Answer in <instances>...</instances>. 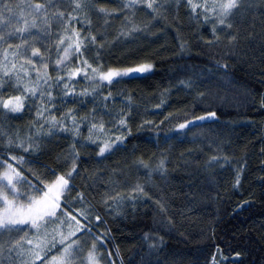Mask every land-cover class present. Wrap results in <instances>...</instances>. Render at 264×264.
<instances>
[{"label": "snow or ice", "instance_id": "obj_1", "mask_svg": "<svg viewBox=\"0 0 264 264\" xmlns=\"http://www.w3.org/2000/svg\"><path fill=\"white\" fill-rule=\"evenodd\" d=\"M254 7L252 0H120L114 4L112 0H0V264H115L120 251L110 246L112 230L107 218L127 216L128 206L135 214L142 197L155 200L163 217L161 228L169 233L178 230L166 202L146 189L154 174L166 181L167 159L163 155L158 160L145 159L143 154L136 157L134 183L116 178L118 171L124 175L123 169L113 168L105 178L99 166L117 152L128 151L134 123L137 131L152 130L175 119V134L164 137V143L177 137L183 143L189 135V142L196 143L206 125L218 122L219 109L199 107L205 92L198 91L199 84L191 78L182 79L179 84L189 94L196 92L192 108L186 104L183 110L177 109L175 117L168 112L158 122L141 119L136 123L132 96L126 97V104L121 102L119 111L110 110L109 104L115 103L111 88L125 78L151 73L155 65L150 57L138 59V53H122L116 63L112 58L129 39L162 22L167 27V22L178 21L181 14L211 24L216 41L223 35L231 55L239 56V28ZM138 15L143 20L138 21ZM180 31L176 29L174 39L183 51L187 40ZM130 59L136 62L122 63ZM216 68L227 73L228 61H217ZM258 75L264 83V69ZM81 80L90 87L86 84L78 90ZM88 97L92 106L82 111ZM259 103L264 108V94ZM101 104L103 111L98 112ZM164 104L161 99L155 107ZM25 111L31 119L24 130L4 123L22 119ZM61 133L65 139L70 135L71 140L56 153V166L49 167L40 157L52 138L59 139ZM86 152L95 156L96 169L90 173L88 167L83 170L91 175V183L80 170L82 164L89 163L82 160ZM131 154L135 156V148ZM227 162V156L212 155L205 167H223ZM245 167L238 166L234 186L241 184ZM259 171L264 173V159ZM78 177L82 181L79 189L75 184ZM259 180L264 192V175ZM143 239L147 250L139 264H162L158 256L151 257L163 250V235L149 230ZM233 255L238 258L242 253ZM212 264H216L215 255Z\"/></svg>", "mask_w": 264, "mask_h": 264}, {"label": "trees", "instance_id": "obj_2", "mask_svg": "<svg viewBox=\"0 0 264 264\" xmlns=\"http://www.w3.org/2000/svg\"><path fill=\"white\" fill-rule=\"evenodd\" d=\"M119 2L112 0L113 4ZM252 2L255 7L249 10L239 28L242 34L239 56L231 55L229 42L223 35L216 41L211 24L190 20L183 14L178 21L167 22V27L162 22L146 33L137 34L115 51L112 63H116L122 53L131 52L138 53V59L150 57L155 67L151 73L125 78L112 86L115 103L109 104L110 110L119 111L121 102L126 104V97L130 95L136 123L141 119L158 122L168 112L175 117L177 109L183 110L186 104L192 108L196 92L189 94V90L179 84L180 80L191 78L199 84L197 90L205 92L204 103L199 107L211 105L220 112L218 122L210 127L206 125L205 133L197 136L196 143L189 142L191 135L183 143L179 142L180 137L164 143V137L175 134V119L152 130L146 127L137 131L134 123L126 145L128 151L117 152L100 164L105 178L113 168L123 169L124 175L118 171L116 178L134 183L137 172L133 161L136 157L143 154L145 159L158 160L163 155L167 159V179L162 180L154 174L146 189L154 198L166 202L169 215L179 226L170 233L161 228L163 217L155 200L144 197L137 201L135 214L128 206L127 216L108 217L112 230L110 246L113 251L117 247L120 251L115 264H121V260L123 264H139L147 250L144 233L149 230L164 237L163 250L151 257L158 256L162 264H212L216 253L224 259L218 264H264V228L261 227L264 225V192L259 180L264 175L259 171L260 160L264 159L261 154L264 108L259 103L260 95L264 94V83L258 75L264 69V2ZM137 19L140 21L143 17L138 15ZM177 28L187 40L183 51L174 39ZM224 60L228 61L227 73L216 68L217 61ZM135 62L131 59L122 61L125 64ZM86 84L90 87L88 82L81 80L76 87L79 90ZM166 89L170 92H165ZM91 99L87 98L89 103L82 111L91 108ZM161 99H165V104L157 109L155 105ZM221 103L223 107H220ZM100 111H103L102 104ZM104 118L109 119L107 115ZM29 119L31 116L25 111L22 119L4 123L24 130ZM82 127L83 135H86L87 126ZM59 136V139L52 138L48 150L40 157V162L49 167L56 166V153L66 148L67 141L71 140L70 135L67 139L63 133ZM133 148L135 156L131 154ZM212 155L227 156L228 162L223 167L206 168L205 162ZM94 159V153L82 154V160H89V163L82 164L80 170L89 183L92 182L89 173L96 169ZM241 164L246 165L241 173V184L234 186V176ZM84 167L89 168V173H84ZM140 171L144 172L143 169ZM25 172L30 177L27 169ZM75 184L78 189L82 186L79 177ZM88 199L92 197L89 195ZM235 252L242 255L237 258L233 255Z\"/></svg>", "mask_w": 264, "mask_h": 264}, {"label": "rangeland", "instance_id": "obj_3", "mask_svg": "<svg viewBox=\"0 0 264 264\" xmlns=\"http://www.w3.org/2000/svg\"><path fill=\"white\" fill-rule=\"evenodd\" d=\"M88 84H89V82H88ZM89 85H90V84H89ZM215 260H216V264H218V263L224 261L223 257L220 255V253H216V254H215ZM212 261H213V259H212Z\"/></svg>", "mask_w": 264, "mask_h": 264}]
</instances>
